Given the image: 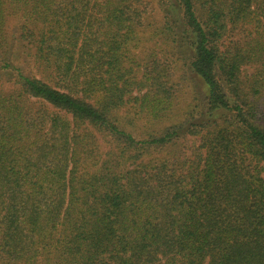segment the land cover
I'll return each mask as SVG.
<instances>
[{
  "label": "trees",
  "instance_id": "obj_1",
  "mask_svg": "<svg viewBox=\"0 0 264 264\" xmlns=\"http://www.w3.org/2000/svg\"><path fill=\"white\" fill-rule=\"evenodd\" d=\"M0 264H264V0H0Z\"/></svg>",
  "mask_w": 264,
  "mask_h": 264
},
{
  "label": "rangeland",
  "instance_id": "obj_2",
  "mask_svg": "<svg viewBox=\"0 0 264 264\" xmlns=\"http://www.w3.org/2000/svg\"><path fill=\"white\" fill-rule=\"evenodd\" d=\"M248 69V68H247ZM183 68L177 69V80H179V95L181 97L180 105L181 111L185 106H188L189 103L194 101V98L200 97L205 91V87L201 81V79L188 71L186 79H182ZM195 102V101H194ZM199 139L195 137H191L189 140L190 145H198Z\"/></svg>",
  "mask_w": 264,
  "mask_h": 264
}]
</instances>
